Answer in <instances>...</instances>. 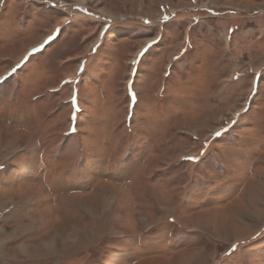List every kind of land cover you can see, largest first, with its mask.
Instances as JSON below:
<instances>
[{
  "label": "rangeland",
  "instance_id": "1",
  "mask_svg": "<svg viewBox=\"0 0 264 264\" xmlns=\"http://www.w3.org/2000/svg\"><path fill=\"white\" fill-rule=\"evenodd\" d=\"M0 165V264H264V0H0Z\"/></svg>",
  "mask_w": 264,
  "mask_h": 264
},
{
  "label": "snow or ice",
  "instance_id": "2",
  "mask_svg": "<svg viewBox=\"0 0 264 264\" xmlns=\"http://www.w3.org/2000/svg\"><path fill=\"white\" fill-rule=\"evenodd\" d=\"M165 20H168V17L165 16L164 17ZM147 23V22H146ZM153 43H155V41H153ZM220 133H217V135H219ZM189 159H196V157H190ZM0 167H2V165H0Z\"/></svg>",
  "mask_w": 264,
  "mask_h": 264
}]
</instances>
